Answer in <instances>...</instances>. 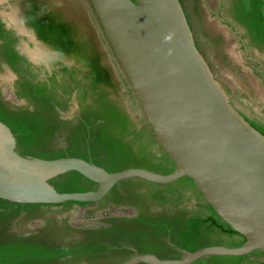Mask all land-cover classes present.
Returning <instances> with one entry per match:
<instances>
[{"label": "water", "instance_id": "water-1", "mask_svg": "<svg viewBox=\"0 0 264 264\" xmlns=\"http://www.w3.org/2000/svg\"><path fill=\"white\" fill-rule=\"evenodd\" d=\"M89 1L146 122L176 167L169 174L141 168L108 172L82 158L23 156L10 127L0 121V199L18 204L96 203L122 181L140 179L165 185L188 177L245 242L238 247L184 251L181 259L136 254L121 264H192L208 256L264 254V135L235 107L216 78L197 46L181 0ZM0 2V16L7 28L29 38L20 44L29 59L54 62L55 57L45 55L39 44L46 40L47 45L56 33L40 38L31 27L52 29L59 18L32 14L33 6L40 5L38 0ZM61 27L67 31L68 43L59 52L62 56L72 52L68 47L76 39L87 46L89 32L74 34L81 27L72 22ZM128 114L135 122V115ZM70 172L95 183L96 189L58 192L50 181Z\"/></svg>", "mask_w": 264, "mask_h": 264}, {"label": "trees", "instance_id": "trees-1", "mask_svg": "<svg viewBox=\"0 0 264 264\" xmlns=\"http://www.w3.org/2000/svg\"><path fill=\"white\" fill-rule=\"evenodd\" d=\"M247 1H239L234 16L245 27L249 39L264 49V0ZM40 93L31 92L38 96ZM38 96H35L38 104L33 112H14L0 105V121L10 127L21 155L47 160L82 158L94 162L108 172L129 168H141L159 174L174 171L175 163L158 144L152 130L146 126L136 129L129 116L106 97L97 100L95 106L82 105L86 113H83V120L78 124L68 126L69 147L66 150L51 149L49 145L53 141V134L61 122L51 114L53 109L50 108L48 97L41 99ZM247 120L264 135V126ZM50 183L61 193L86 192L97 187L77 172L61 175ZM120 184L130 193L129 198L133 201L147 199L152 204L162 206L164 210L155 218L143 208L139 220L122 218V223L103 229L101 233L110 234L113 243L119 239L135 241L142 254H153L161 259H181L184 251L196 252L210 246L238 247L245 242L243 236L217 215L188 177L165 185L140 179H130ZM142 187L147 189L145 194L142 193ZM117 194L114 187L99 202L100 206L106 208L111 201L117 203L121 199ZM192 200L196 201L195 207L184 206ZM73 203L75 204L66 202L63 205L69 206ZM77 204L87 206L90 203ZM10 205L11 202L0 199V221L7 216ZM104 221L110 223L115 219ZM101 233H95L93 238L71 247H53L50 243L15 240L0 233V264H100L101 254L107 250V247H96L104 239ZM162 237L170 239L172 246L160 242L159 238ZM176 254L179 256L174 257ZM259 255L264 256L259 251L242 257L208 256L192 264H263L258 259Z\"/></svg>", "mask_w": 264, "mask_h": 264}, {"label": "flooded vegetation", "instance_id": "flooded-vegetation-1", "mask_svg": "<svg viewBox=\"0 0 264 264\" xmlns=\"http://www.w3.org/2000/svg\"><path fill=\"white\" fill-rule=\"evenodd\" d=\"M239 1L185 0V2H181L186 14L190 10L197 18V21L202 20L199 17L202 16L200 11L202 7L205 8L206 18L209 19L210 17L212 23L210 27L205 22L201 23H203L204 31H207L208 35H211V31L215 30L214 27L212 28L213 21L219 25V28L228 30L230 37L236 42V46L233 47L234 54L240 55L239 58L242 59L243 67L252 71V76L259 80L260 85L264 86V49L249 39L245 27L236 20L234 10H236V5ZM246 2L248 1L246 0ZM1 4L0 2V12L3 9ZM90 6L92 7L91 3ZM33 7L31 13L36 14L38 17L47 15L48 18H52V16L56 15L59 18L57 21L58 26L51 27L52 29L47 30L48 26L46 28L40 26L42 29L31 27V30L39 34L40 38H44L49 33L50 35H53L51 33H56L55 36L48 39L50 42L47 45L44 44L46 40L44 42L42 40L39 44V48L44 49L43 53L47 56L50 55L49 57L54 56L55 61L50 62L44 59H41V61L30 60L27 53L22 51L23 49L20 45L23 40L27 41L29 38L27 39L23 34H18L13 28L8 29L0 16L2 25V31H0V105L14 112H33L38 104L35 96L38 95H33L31 92H41L38 96L41 99L48 97L50 108L52 107L53 109L51 114H54L56 119L61 122L59 128L53 134L52 143L49 145L54 150H66L69 147L67 142L69 135L68 126L76 125L83 120L85 110L82 109V105L87 107L95 106V102L97 103V100L102 97H106L120 108L123 113H126L136 129L144 126L149 127L144 115H142L140 121L135 120L133 122L128 114L130 111L133 115L140 116L143 112L115 55L112 58H108L107 54L104 55L94 39V34H92L87 46L81 45V40L78 42L76 39V42L68 47L72 49V52L67 51V54L64 53L65 57L62 56L59 52L65 49L68 44L67 35H64L65 30L61 27V25L68 22L65 15L58 8H55L50 13L46 8L40 10L39 5ZM65 9L67 13L70 12L71 15L72 13L77 15L71 6L65 7ZM188 20L190 23L189 18ZM73 23L76 25L77 20ZM81 28L75 29L78 31L73 33H79ZM85 32L88 33V30L86 29ZM89 33L91 34V31ZM196 42L200 49L197 39ZM108 44L110 49H112L109 42ZM81 46L87 52H82ZM28 48L30 49L32 46H28ZM222 48L221 45L219 52L225 53ZM83 57H85L86 62ZM204 57L206 58L205 55ZM11 60L13 61L11 62ZM206 60L215 74L212 64L207 58ZM215 76L227 91L235 107L250 121L264 126V107L260 106L258 99L244 92L240 87L232 90L216 74ZM136 108L137 113L134 111ZM149 129L151 128L149 127ZM115 187L118 192L117 195L121 198L117 203L109 201L108 206L103 208L99 202L105 197L96 203H90L89 205H92L93 208L89 213L84 212L80 219L77 218L76 213L86 206H80L77 203L69 206L63 205L64 203L58 205L11 203L7 216L0 221V233L15 240L50 243L53 247H71L77 243L84 242L88 238H93L96 235L95 233L99 234L103 229H109L115 224L122 223V218H127L130 221L139 220L143 208L144 211L147 210L150 213L151 217L155 218L164 210L162 206L152 204L147 199L133 201V199L129 198L130 193L125 188H122L120 183ZM146 192L147 189L142 187V193L145 194ZM31 205L39 207L31 208ZM195 205V200H192L190 204H184L188 208L195 207ZM105 219H115V221L106 223ZM135 224L139 225V222ZM101 234L104 239L99 244H96V247H107V250L101 254L100 264H121L136 254H142L138 248L139 245L135 241L119 239L113 243L110 234ZM159 240L172 246L168 238L162 237ZM253 253L255 251L251 254ZM121 254L124 256H120ZM178 256L177 254L174 255V257ZM258 257L264 264V256L259 255ZM70 264L78 263L72 262Z\"/></svg>", "mask_w": 264, "mask_h": 264}, {"label": "rangeland", "instance_id": "rangeland-1", "mask_svg": "<svg viewBox=\"0 0 264 264\" xmlns=\"http://www.w3.org/2000/svg\"><path fill=\"white\" fill-rule=\"evenodd\" d=\"M181 1L185 2V0ZM38 2L40 4V10L46 8L49 10L48 12L51 13L53 12L52 10L58 8L66 16L68 22L73 23L77 20L76 25L82 27L81 31H83V33L87 29L88 32L91 31V36L94 34V39L100 46V51H102L105 55L107 54L108 58H112L114 56L112 49L109 47L107 38L105 37L104 32L88 0H38ZM68 6H71L77 15H73L74 13L71 15L70 12L67 13L65 7ZM205 12V8L202 7L200 13L203 17L199 16L202 20L198 21L190 10H188L187 16L190 19V24L196 37L195 39H197L202 53L212 64L215 74L222 82L228 85L229 88L235 90L237 87H240L244 92H247L254 98H257L260 102V106L264 107V86L260 85L259 80L252 76V71H249V69L243 67L242 59L239 58L240 55L238 56L234 54L233 47L236 46V42L232 37H230L226 28H219V25L213 21L212 28L214 27L215 30L211 31V35H208V32L204 31L203 23L201 22H205L209 27L212 23L210 21V17L209 19L206 18ZM84 38H86L85 34H83L82 40H84ZM86 41V44L88 45L89 40L86 39ZM221 45L223 47L222 51H225V53L221 51L219 52ZM134 111L137 113V108ZM142 115L144 114H141L140 116L135 115V120L140 121L142 119ZM92 208V205L81 208L76 213L77 218H82L84 212L89 213Z\"/></svg>", "mask_w": 264, "mask_h": 264}]
</instances>
